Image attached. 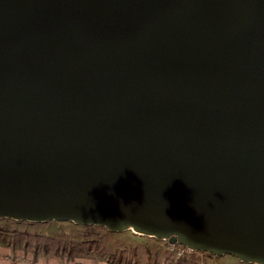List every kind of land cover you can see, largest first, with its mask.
<instances>
[{
  "label": "water",
  "instance_id": "95a60500",
  "mask_svg": "<svg viewBox=\"0 0 264 264\" xmlns=\"http://www.w3.org/2000/svg\"><path fill=\"white\" fill-rule=\"evenodd\" d=\"M0 217L264 264V0H0Z\"/></svg>",
  "mask_w": 264,
  "mask_h": 264
},
{
  "label": "rangeland",
  "instance_id": "374dc122",
  "mask_svg": "<svg viewBox=\"0 0 264 264\" xmlns=\"http://www.w3.org/2000/svg\"><path fill=\"white\" fill-rule=\"evenodd\" d=\"M0 225L7 230L18 233L15 237L22 239L25 245L33 247L45 256L74 257L82 256L93 262L90 251L99 254L112 263L131 264H180L170 255L166 244L154 237L145 242L136 239L145 235L132 230L112 232L103 226L75 224L70 221L29 222L0 217ZM149 237V236H147ZM95 249V250H92ZM91 253V252H90ZM96 254V253H95ZM185 264H250L239 260L232 254L222 256L205 252L186 254Z\"/></svg>",
  "mask_w": 264,
  "mask_h": 264
},
{
  "label": "crops",
  "instance_id": "0c3cea01",
  "mask_svg": "<svg viewBox=\"0 0 264 264\" xmlns=\"http://www.w3.org/2000/svg\"><path fill=\"white\" fill-rule=\"evenodd\" d=\"M18 233L12 232V231H0V262L7 263L11 262L12 264H32V263H60L63 262L64 258L57 256H45L44 253H40L39 251L36 252L33 247L25 245L22 239H17L19 237H15ZM145 239H136L139 242L146 241L147 239H152L150 237L144 236ZM144 241V242H145ZM153 242V241H152ZM166 244V249L170 252V255L175 257V259H178V255L176 252L172 251L169 245V242L167 241H160ZM89 254H93V262H90L91 264H122L124 262L119 261V263H112L111 261H107V259L99 254L98 251H90ZM95 250V249H92ZM91 252V253H90ZM78 257L80 259H83L85 261H90L82 256H74ZM125 264H131V263H125ZM140 264V263H137Z\"/></svg>",
  "mask_w": 264,
  "mask_h": 264
},
{
  "label": "built area",
  "instance_id": "2783aa9c",
  "mask_svg": "<svg viewBox=\"0 0 264 264\" xmlns=\"http://www.w3.org/2000/svg\"><path fill=\"white\" fill-rule=\"evenodd\" d=\"M170 248L172 251L176 252L178 256H181L183 254H189V253H193V252H197V251H193L189 248H187L186 246L177 244V243H169ZM0 264H12L11 262H7V263H2L0 262ZM32 264H46V263H32ZM48 264H91L88 261H85L83 259H80L78 257H66L64 258L63 262L60 263H48Z\"/></svg>",
  "mask_w": 264,
  "mask_h": 264
},
{
  "label": "trees",
  "instance_id": "16d2710c",
  "mask_svg": "<svg viewBox=\"0 0 264 264\" xmlns=\"http://www.w3.org/2000/svg\"><path fill=\"white\" fill-rule=\"evenodd\" d=\"M6 230L7 229L3 225H0V231H6ZM164 241H166V240H164ZM205 253H208V252H205ZM208 254L213 255L211 253H208ZM178 260L180 261V264H185V262H186V254H183V255L179 256ZM250 264H253V263H250Z\"/></svg>",
  "mask_w": 264,
  "mask_h": 264
}]
</instances>
